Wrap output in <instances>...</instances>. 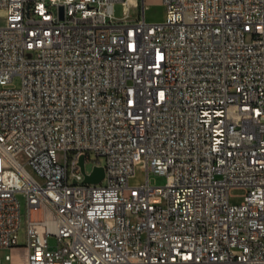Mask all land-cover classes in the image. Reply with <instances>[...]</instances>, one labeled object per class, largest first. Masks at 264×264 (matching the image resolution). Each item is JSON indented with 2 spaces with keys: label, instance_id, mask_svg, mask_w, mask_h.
Listing matches in <instances>:
<instances>
[{
  "label": "built area",
  "instance_id": "obj_1",
  "mask_svg": "<svg viewBox=\"0 0 264 264\" xmlns=\"http://www.w3.org/2000/svg\"><path fill=\"white\" fill-rule=\"evenodd\" d=\"M128 1L0 0L7 264H264V0Z\"/></svg>",
  "mask_w": 264,
  "mask_h": 264
},
{
  "label": "rangeland",
  "instance_id": "obj_2",
  "mask_svg": "<svg viewBox=\"0 0 264 264\" xmlns=\"http://www.w3.org/2000/svg\"><path fill=\"white\" fill-rule=\"evenodd\" d=\"M144 5V19L147 22L155 23L161 22L165 18V5L162 0H139V5L134 7L132 4H122L120 2H116L113 5V15L115 18H120L125 14L129 15V18L135 19L138 16V12H140L141 18V8ZM4 24V19L0 17V25ZM10 86H19L20 79L18 76H14L13 79L9 83ZM98 162L99 164H103L104 159L102 157L91 156L85 163V167L87 171H90L93 165ZM148 182L151 185L162 186L166 182V178L164 175L155 174L150 171L147 174ZM145 181V169L142 165H138L136 167V172L134 177L129 179L130 184H136L139 182ZM245 190L243 188H232L229 190V202L231 204H240L243 201V195ZM15 198L19 202L20 205V213H21V227H20V244H26L25 238V224L28 219V206L26 202V198L22 192H16ZM40 215L39 211L32 210L31 216L32 218L38 217ZM56 244V239L54 236L50 235L48 237V245L50 247ZM12 252L13 254H21L23 252V247H19L16 249H11L9 247H0V264H7L8 260L5 258L6 254Z\"/></svg>",
  "mask_w": 264,
  "mask_h": 264
},
{
  "label": "water",
  "instance_id": "obj_3",
  "mask_svg": "<svg viewBox=\"0 0 264 264\" xmlns=\"http://www.w3.org/2000/svg\"><path fill=\"white\" fill-rule=\"evenodd\" d=\"M79 164L83 171V157H80ZM104 177V169L102 166H94L89 174H85L84 182L96 184L99 183Z\"/></svg>",
  "mask_w": 264,
  "mask_h": 264
},
{
  "label": "crops",
  "instance_id": "obj_4",
  "mask_svg": "<svg viewBox=\"0 0 264 264\" xmlns=\"http://www.w3.org/2000/svg\"><path fill=\"white\" fill-rule=\"evenodd\" d=\"M128 2H129V3H136V4H139V0H129Z\"/></svg>",
  "mask_w": 264,
  "mask_h": 264
}]
</instances>
